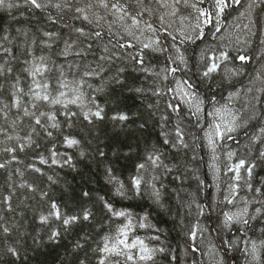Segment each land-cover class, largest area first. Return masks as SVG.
<instances>
[{
	"label": "trees",
	"instance_id": "16d2710c",
	"mask_svg": "<svg viewBox=\"0 0 264 264\" xmlns=\"http://www.w3.org/2000/svg\"><path fill=\"white\" fill-rule=\"evenodd\" d=\"M38 2L0 6V264H264V0Z\"/></svg>",
	"mask_w": 264,
	"mask_h": 264
},
{
	"label": "snow or ice",
	"instance_id": "6c2138e0",
	"mask_svg": "<svg viewBox=\"0 0 264 264\" xmlns=\"http://www.w3.org/2000/svg\"><path fill=\"white\" fill-rule=\"evenodd\" d=\"M24 2H25V3H30L32 6H34V7L37 8V9H39V8L42 7L41 3H39L38 0H24ZM177 2H179V0H177ZM240 2H241V0H217V2H216V7L219 9V12L217 13V18L219 17V13H223L224 10H225V8H227V7L229 6L230 3H236V4H239ZM99 3H100V5H101L103 8H105V9L109 8V0H99ZM5 5H6V0H0V6H5ZM7 6H8V7H13L14 5H13L11 2H9V3H7ZM111 6H112L113 9L116 10V12H122V13H124L125 16H131L132 24H133L134 26H135V25H139L140 21L137 19V16H136V15H132L131 13L125 11L124 7H123L122 5L119 4V0H117V2H116V3H113ZM56 7H60V5L57 4ZM76 11L83 13L84 10H83V9H80V8H77ZM201 14H202V15H207V16L210 17V14H208V13H204V12H202ZM138 15H142V13H139ZM83 18H84L85 20H87V19H88V16H87V15H84ZM120 18L123 19L124 16H121ZM90 22H91V21H90ZM205 22H206V23H210L211 20L209 19V20H206ZM76 31L79 32V33H81V35H84V34H85L83 29H76ZM217 31H219V28H217ZM45 35L51 36V35H53V34H52V33H45ZM94 35H95V36H100L101 33H100V32H96V33H94ZM148 46H149V45H145V47H148ZM225 58H227L226 55H225ZM238 59H239L240 61H245V60H247V59H249V58H248V57H245V56H243V55H241V56L238 57ZM215 67H216V66L214 65V66H213V69H210L209 71L214 70ZM37 71H39V69H37ZM172 71H175V69H172ZM205 75H207V73H205ZM37 86L39 87V85H37ZM40 98H41V97L37 96V99H40ZM42 98H43L44 100H47V99H48V97H47L46 95H45L44 97H42ZM53 102L55 103V102H57V101H53ZM73 102H74V101H73ZM95 115H96L97 117H99V116H100V112H99V111L96 112ZM118 119H120V120H127V119H128V116H127V115H120V116L118 117ZM37 123H39V120H37ZM216 127L219 128L220 125H217ZM233 131H235V127H233V126H228V127L225 128V131H224L223 133H217V134L223 136V135H225V134H227V133H230V132H233ZM230 138H231V137H230ZM76 143H78V141H75V140H68V144H69L70 146L73 145V144H76ZM210 143H212V144L214 145V141H211V140H210ZM262 155H264V154H262ZM243 164H244V161H240V164L237 165V175H236V179H237V180L240 179V176H239V174H238V170H239V168H240L241 166H243ZM0 167H2V165H0ZM140 167L143 168L144 165H140ZM246 171H247L249 174H251L252 169H251V168H248V169H246ZM135 185H136L137 190H139V185H140V180H139V179H137V180L135 181ZM117 192H118V194H120V195H123V194H124V193L121 192L119 189H117ZM53 207L55 208L56 206L53 205ZM107 207H108L109 211H112V206H111V205H107ZM257 211H259V209H258ZM114 214H115V215H118V216H125V215H127V213H124V212H116V213H114ZM55 215H57V217H59V210L56 211ZM83 218H84L85 220H87V219H89V215L86 213V214L84 215ZM46 219H47L46 217H42V220H45V221H46ZM75 219H76V217H73V218H71V219H65V220H64V223H65V224L72 223ZM227 219H228L229 221H231V220L233 219V217H232V216H228ZM244 223H247V221L245 220ZM56 235H58V233L54 234L53 237H51V238H52V239H55V236H56ZM157 239H159V237H157ZM119 243H120V244H124V241H119ZM138 243L142 246L140 250H141L142 252L146 253V255H142V256L140 257V259H142V260H151V259H152L151 251H153V250H149V249L147 248V246H144V245H143V241H138ZM126 246H127V247H135V246H136V243H133L132 245H126ZM13 251H14V250H13ZM104 251H105V252H111V253L119 254V253L117 252V249H116L115 247H113V248H109L108 245H105V247H104ZM159 251H163V249H159ZM129 258H131V257H129ZM101 264H103V261H101Z\"/></svg>",
	"mask_w": 264,
	"mask_h": 264
},
{
	"label": "rangeland",
	"instance_id": "374dc122",
	"mask_svg": "<svg viewBox=\"0 0 264 264\" xmlns=\"http://www.w3.org/2000/svg\"><path fill=\"white\" fill-rule=\"evenodd\" d=\"M91 2L93 0H86V2ZM113 9V8H112ZM186 14V13H184ZM176 17H172V19L170 20V27L174 28V26L178 23V19H175ZM179 24V23H178ZM187 25H192L191 23L188 22ZM176 30V29H175ZM146 31H151V30H148V27L146 29ZM180 89V94L182 95V97H186L188 98V100H190V104H194V103H197V97L195 95H193L190 90H188V88H181V86L179 87ZM210 117V118H209ZM209 117H208V121H209V130H208V137H209V140L211 141H214V139H216L217 137L221 136V135H218L217 133H223L225 131V128L228 127V126H233V127H236V113L234 111L233 108H221V109H218V110H212V114L210 115L209 114ZM217 125H220L219 128H217L216 126ZM236 129V128H235ZM234 132V131H233ZM232 133V132H230ZM230 133H227L223 136H226L228 137ZM226 188H229L228 186V183L225 184V186L223 187V189H226ZM223 192H225V190H223ZM240 209V208H239ZM237 209V210H239ZM236 211V210H235ZM235 213V212H234ZM240 217V212H238V214L235 216V221L236 222H239L238 221V218ZM143 254H146L143 252Z\"/></svg>",
	"mask_w": 264,
	"mask_h": 264
}]
</instances>
